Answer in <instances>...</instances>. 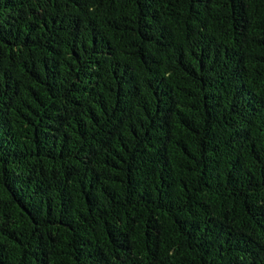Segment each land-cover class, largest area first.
<instances>
[{"label":"trees","instance_id":"1","mask_svg":"<svg viewBox=\"0 0 264 264\" xmlns=\"http://www.w3.org/2000/svg\"><path fill=\"white\" fill-rule=\"evenodd\" d=\"M0 264H264V0H0Z\"/></svg>","mask_w":264,"mask_h":264}]
</instances>
